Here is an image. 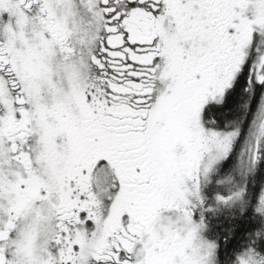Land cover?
Returning a JSON list of instances; mask_svg holds the SVG:
<instances>
[{"label":"snow or ice","instance_id":"snow-or-ice-1","mask_svg":"<svg viewBox=\"0 0 264 264\" xmlns=\"http://www.w3.org/2000/svg\"><path fill=\"white\" fill-rule=\"evenodd\" d=\"M0 264H264V0H0Z\"/></svg>","mask_w":264,"mask_h":264}]
</instances>
